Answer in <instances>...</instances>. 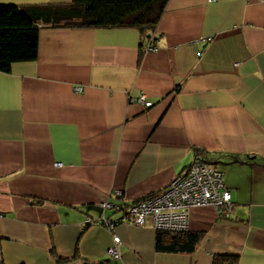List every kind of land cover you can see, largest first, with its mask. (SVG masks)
Returning <instances> with one entry per match:
<instances>
[{"label": "crops", "instance_id": "obj_1", "mask_svg": "<svg viewBox=\"0 0 264 264\" xmlns=\"http://www.w3.org/2000/svg\"><path fill=\"white\" fill-rule=\"evenodd\" d=\"M195 157L220 170L233 209L188 210L191 252L156 249L150 222H94L120 214L102 201L156 192ZM218 254L264 264V0H167L152 29L41 26L36 58L0 71V264Z\"/></svg>", "mask_w": 264, "mask_h": 264}, {"label": "trees", "instance_id": "obj_2", "mask_svg": "<svg viewBox=\"0 0 264 264\" xmlns=\"http://www.w3.org/2000/svg\"><path fill=\"white\" fill-rule=\"evenodd\" d=\"M166 2L167 0H71L61 4L22 6L0 3V71L8 72L15 62L36 58L38 31L41 26L152 29ZM152 193L154 192L147 195ZM199 237L200 234L188 230H156L155 248L191 252ZM211 264H237V255H214Z\"/></svg>", "mask_w": 264, "mask_h": 264}, {"label": "built area", "instance_id": "obj_3", "mask_svg": "<svg viewBox=\"0 0 264 264\" xmlns=\"http://www.w3.org/2000/svg\"><path fill=\"white\" fill-rule=\"evenodd\" d=\"M148 50H156V46L148 45ZM81 91V87L75 88ZM137 101L150 105L144 95H139ZM59 164V163H56ZM121 190L112 194L121 196ZM211 205L217 215L227 217L233 209L230 191L224 186L222 173L206 159L195 157L183 170L171 178L160 190L131 202L113 203L102 201L99 206L104 209L120 210L116 218L101 215L95 219L97 224L105 223L113 228L119 221H130L136 225L150 222L155 230L185 231L188 228V210L194 206ZM93 220H87V222ZM120 238L112 236V244L107 253L119 257L118 246Z\"/></svg>", "mask_w": 264, "mask_h": 264}, {"label": "water", "instance_id": "obj_4", "mask_svg": "<svg viewBox=\"0 0 264 264\" xmlns=\"http://www.w3.org/2000/svg\"><path fill=\"white\" fill-rule=\"evenodd\" d=\"M100 264H103V263H100Z\"/></svg>", "mask_w": 264, "mask_h": 264}]
</instances>
